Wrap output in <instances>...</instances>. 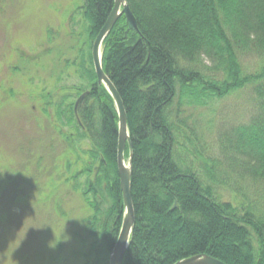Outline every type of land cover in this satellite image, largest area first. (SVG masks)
<instances>
[{
  "label": "trees",
  "instance_id": "1",
  "mask_svg": "<svg viewBox=\"0 0 264 264\" xmlns=\"http://www.w3.org/2000/svg\"><path fill=\"white\" fill-rule=\"evenodd\" d=\"M115 1L83 0L77 6L82 29L73 35L85 40L69 63L85 85L28 94L52 134L69 146L66 181L91 211L84 219L86 236L79 235L84 264H110L124 215L119 113L98 82L92 58ZM127 3L138 30L121 15L104 41L102 60L124 103L133 149L135 225L123 264H175L200 254L226 264H264V211L222 198L217 162L203 158L192 113L251 87L254 113L221 133L219 150L234 171L264 185V0ZM47 37L52 44L53 32ZM251 56L260 63L255 71L243 61ZM28 83L33 86L34 79ZM62 155L55 153L52 161L59 163Z\"/></svg>",
  "mask_w": 264,
  "mask_h": 264
},
{
  "label": "rangeland",
  "instance_id": "2",
  "mask_svg": "<svg viewBox=\"0 0 264 264\" xmlns=\"http://www.w3.org/2000/svg\"><path fill=\"white\" fill-rule=\"evenodd\" d=\"M82 3L0 0V264L85 263L79 235L86 236L84 219L91 211L66 181L64 162L71 151L52 134L39 103L28 98L41 87L85 85L70 64L85 40L73 35L82 29L76 13ZM49 31L54 40L48 45ZM243 61L249 71L260 64L252 56ZM16 64L32 69L16 73ZM255 109L247 87L192 113L203 158L217 162L222 198L264 211V185L234 171L219 150L221 133L247 122ZM57 152L63 154L59 163L52 161Z\"/></svg>",
  "mask_w": 264,
  "mask_h": 264
},
{
  "label": "water",
  "instance_id": "3",
  "mask_svg": "<svg viewBox=\"0 0 264 264\" xmlns=\"http://www.w3.org/2000/svg\"><path fill=\"white\" fill-rule=\"evenodd\" d=\"M125 15L129 28L138 30L136 18L129 7L127 0H116L105 25L95 38L92 46V58L97 73L98 82L105 86L114 98L120 120L119 146H118V168L121 177V188L124 199V215L120 234L116 245L110 255V264H123L126 252L130 245L131 236L135 225V210L132 197V142L130 138L127 113L116 87L106 75L103 69V46L104 41L121 15ZM88 92L83 93L77 100L76 108ZM129 147V159L125 165L126 149ZM175 264H226L225 262L206 254L195 255L178 261Z\"/></svg>",
  "mask_w": 264,
  "mask_h": 264
},
{
  "label": "bare ground",
  "instance_id": "4",
  "mask_svg": "<svg viewBox=\"0 0 264 264\" xmlns=\"http://www.w3.org/2000/svg\"><path fill=\"white\" fill-rule=\"evenodd\" d=\"M125 165L128 167L129 166V164H128V159L126 158V160H125Z\"/></svg>",
  "mask_w": 264,
  "mask_h": 264
}]
</instances>
